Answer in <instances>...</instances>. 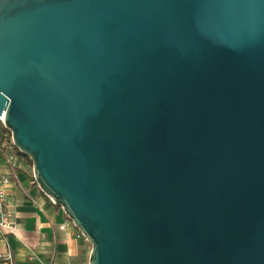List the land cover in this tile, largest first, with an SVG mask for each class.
Masks as SVG:
<instances>
[{
  "label": "water",
  "instance_id": "obj_1",
  "mask_svg": "<svg viewBox=\"0 0 264 264\" xmlns=\"http://www.w3.org/2000/svg\"><path fill=\"white\" fill-rule=\"evenodd\" d=\"M0 117L87 264H264V0H0Z\"/></svg>",
  "mask_w": 264,
  "mask_h": 264
},
{
  "label": "crops",
  "instance_id": "obj_2",
  "mask_svg": "<svg viewBox=\"0 0 264 264\" xmlns=\"http://www.w3.org/2000/svg\"><path fill=\"white\" fill-rule=\"evenodd\" d=\"M15 155L11 166L0 151L1 171L11 178L5 192L15 222L13 233L0 232V264H8L2 256L8 250L13 264H87L88 242L38 187L31 161L16 151Z\"/></svg>",
  "mask_w": 264,
  "mask_h": 264
},
{
  "label": "built area",
  "instance_id": "obj_3",
  "mask_svg": "<svg viewBox=\"0 0 264 264\" xmlns=\"http://www.w3.org/2000/svg\"><path fill=\"white\" fill-rule=\"evenodd\" d=\"M0 121L2 122V117H0ZM0 151L3 154L6 163L14 166L16 162V155L10 134H1ZM10 182L11 178L1 171L0 162V232L9 234L13 233L15 229L13 213L9 204L7 203L5 192V186ZM78 237H83L80 231H78ZM2 256H4L8 264H13V254L11 251L8 250L4 252Z\"/></svg>",
  "mask_w": 264,
  "mask_h": 264
},
{
  "label": "rangeland",
  "instance_id": "obj_4",
  "mask_svg": "<svg viewBox=\"0 0 264 264\" xmlns=\"http://www.w3.org/2000/svg\"><path fill=\"white\" fill-rule=\"evenodd\" d=\"M0 130H1L2 133H8V134H10L9 131H5V130H4V127H3V124H2L1 121H0ZM10 135H11V134H10ZM88 246H89L88 251H90V244H89V243H88ZM87 262H88V259H87Z\"/></svg>",
  "mask_w": 264,
  "mask_h": 264
},
{
  "label": "trees",
  "instance_id": "obj_5",
  "mask_svg": "<svg viewBox=\"0 0 264 264\" xmlns=\"http://www.w3.org/2000/svg\"><path fill=\"white\" fill-rule=\"evenodd\" d=\"M4 130L5 131H8L7 129H5L4 128ZM14 149H15V151L17 152V153H19V154H22L19 150H18V148L16 147V146H14ZM23 155V154H22ZM25 157H27L28 159H29V157L28 156H26V155H24ZM30 160V159H29ZM31 161V160H30Z\"/></svg>",
  "mask_w": 264,
  "mask_h": 264
}]
</instances>
